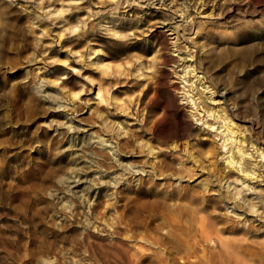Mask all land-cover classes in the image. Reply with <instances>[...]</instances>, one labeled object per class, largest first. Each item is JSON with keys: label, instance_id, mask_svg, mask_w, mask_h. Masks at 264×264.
<instances>
[{"label": "rangeland", "instance_id": "obj_1", "mask_svg": "<svg viewBox=\"0 0 264 264\" xmlns=\"http://www.w3.org/2000/svg\"><path fill=\"white\" fill-rule=\"evenodd\" d=\"M228 2L245 7L210 2L178 26L203 84L196 109L160 26L170 10L0 0V264H264V220L219 201L222 162L190 178L175 153L207 149L199 137L219 146L214 109L264 150V0ZM200 206L210 241L189 216Z\"/></svg>", "mask_w": 264, "mask_h": 264}, {"label": "bare ground", "instance_id": "obj_2", "mask_svg": "<svg viewBox=\"0 0 264 264\" xmlns=\"http://www.w3.org/2000/svg\"><path fill=\"white\" fill-rule=\"evenodd\" d=\"M180 1L182 2L177 3V0H144V3L146 7H157V9L163 8L170 10L171 12V18L169 19L170 21L168 22L166 20L162 21L160 22L161 23L160 26L161 28L164 29V31L169 32L167 35L173 36L170 40V44L172 46V52H173V54L172 53L171 54L174 58L173 61L174 69L179 68L178 78L184 80L183 81L184 85L182 86L183 87L182 89H184V92H182L184 93L183 99H185L188 102V104L191 103L194 106H196L195 107L196 109H198L199 104H201L202 101L199 100L197 102V100L200 99V96H198L197 98H195V96L198 95L197 92L199 90L198 86L199 85L203 86V84H200L201 77L197 75V73L195 72L196 70L194 68V65H192L193 64L192 53L190 54L186 52L185 45H181L179 43V38L181 35L179 33L178 26L181 25L182 23L183 24L194 23L195 20H193V16H195V14L198 13H201V15H203L205 10L209 7L208 4H210V2H213V7L211 6L212 7L211 11L217 10L218 11L216 13L217 15H220L223 12H226L227 10H231V13L232 11L241 10L240 8L245 7V5L244 3L240 4L239 2L229 3L228 0H224L223 3H219V0L218 1L198 0L193 3L187 2L186 0H180ZM59 12L61 13V11ZM212 14L214 15V13ZM254 26L256 25L244 24V26L242 27L244 33H247L248 31L253 29ZM145 76L147 77V75L144 74V77ZM194 78L196 79L194 80ZM197 81H198V85H196ZM99 95L100 93L98 91L96 93V97ZM210 99L212 98L210 97ZM207 113L208 116H212L213 119L216 120L217 125L212 128H215L214 135L219 136V141H221L219 146L217 145L216 142H214L213 138H209L208 140H205L204 138L199 137L196 138V143L193 144L195 146L199 144H208L207 149L199 150V152L195 154V152L190 150L191 148L189 149V144L191 143L188 144V142H184L181 145L183 146V150H176L175 151L176 155H179V158L182 162L185 159L186 160L189 159L191 161L192 166H194V169H191L190 167L186 168L187 169L186 171L189 174L190 178L191 177L197 178L198 174L203 171H207L208 173L210 171L209 166L213 164L212 161L213 158H215L216 160H220L223 166L225 167V169L227 170L222 169L224 171H222L221 173L219 172L218 175L219 177H217V175H216L217 178L215 177L218 183L220 184V188H221L220 194H218L219 201L225 202L226 204H231V206H227L226 209H230L228 211L230 213H233L236 216V218L241 217L242 215L245 214V215L253 216L258 221L264 220V188H262V184H261L262 181H264V168H262L261 165V162L264 161V150H261L260 147L255 146L251 142V140L246 138L244 136V133L234 125L233 123L234 117L231 118L230 116H228V114H224L222 112V109L209 110L207 111ZM202 119L203 118L201 116L197 120L201 121ZM207 124L209 126H212L215 123L208 122ZM213 143L214 144L216 143V145L214 146ZM147 150L155 158L156 151L154 150V148H152L148 144ZM233 174H235L236 176H233ZM174 195H176V193ZM182 198L183 200L186 199L187 202L192 204L199 203L198 202L199 199L194 195L184 194ZM197 205L199 206L200 204ZM200 211H204V209L201 206L195 207L194 210H192V214L189 216H191L193 224L197 226L204 240L210 241V235L211 232L213 231L212 229L214 228H212L211 225L208 224L209 222H206V217L198 215ZM231 229L234 231H240V229H238L236 226L234 227V225L231 226ZM217 239L221 243L220 244L221 251L222 252L225 250L227 251V249L229 248L227 244L230 243L226 242V240L224 241L220 237H217ZM224 253L225 252H223V254ZM228 256H227V260H228ZM230 256L229 259L231 258ZM228 263L229 262H227V264Z\"/></svg>", "mask_w": 264, "mask_h": 264}]
</instances>
